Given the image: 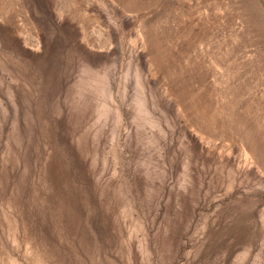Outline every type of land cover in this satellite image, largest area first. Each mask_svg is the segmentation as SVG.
Returning <instances> with one entry per match:
<instances>
[{
    "label": "rangeland",
    "instance_id": "rangeland-1",
    "mask_svg": "<svg viewBox=\"0 0 264 264\" xmlns=\"http://www.w3.org/2000/svg\"><path fill=\"white\" fill-rule=\"evenodd\" d=\"M263 218L264 0H0V264H264Z\"/></svg>",
    "mask_w": 264,
    "mask_h": 264
},
{
    "label": "bare ground",
    "instance_id": "bare-ground-1",
    "mask_svg": "<svg viewBox=\"0 0 264 264\" xmlns=\"http://www.w3.org/2000/svg\"><path fill=\"white\" fill-rule=\"evenodd\" d=\"M264 219V218H263ZM261 224H262V222H261Z\"/></svg>",
    "mask_w": 264,
    "mask_h": 264
}]
</instances>
